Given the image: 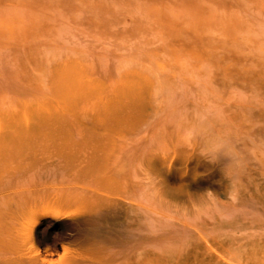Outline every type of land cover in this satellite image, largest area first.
<instances>
[{
	"label": "rangeland",
	"instance_id": "obj_1",
	"mask_svg": "<svg viewBox=\"0 0 264 264\" xmlns=\"http://www.w3.org/2000/svg\"><path fill=\"white\" fill-rule=\"evenodd\" d=\"M0 264H264V0H0Z\"/></svg>",
	"mask_w": 264,
	"mask_h": 264
},
{
	"label": "clouds",
	"instance_id": "obj_2",
	"mask_svg": "<svg viewBox=\"0 0 264 264\" xmlns=\"http://www.w3.org/2000/svg\"><path fill=\"white\" fill-rule=\"evenodd\" d=\"M191 136L197 145L200 157L209 163H219L226 159L223 171L228 179H231L230 172L239 167L240 156L237 146L232 137L214 128L194 127Z\"/></svg>",
	"mask_w": 264,
	"mask_h": 264
},
{
	"label": "bare ground",
	"instance_id": "obj_3",
	"mask_svg": "<svg viewBox=\"0 0 264 264\" xmlns=\"http://www.w3.org/2000/svg\"><path fill=\"white\" fill-rule=\"evenodd\" d=\"M43 215H48V216H60L61 214L56 211H46L43 213Z\"/></svg>",
	"mask_w": 264,
	"mask_h": 264
}]
</instances>
